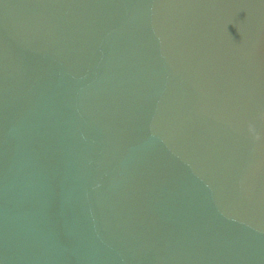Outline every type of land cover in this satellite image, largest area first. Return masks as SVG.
Here are the masks:
<instances>
[{"label":"water","instance_id":"1","mask_svg":"<svg viewBox=\"0 0 264 264\" xmlns=\"http://www.w3.org/2000/svg\"><path fill=\"white\" fill-rule=\"evenodd\" d=\"M0 264H264V0H0Z\"/></svg>","mask_w":264,"mask_h":264}]
</instances>
